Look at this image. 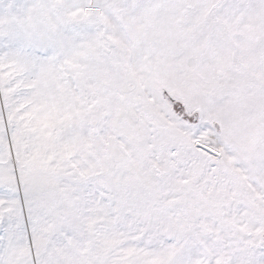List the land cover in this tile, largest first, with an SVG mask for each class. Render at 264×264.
<instances>
[{"label": "snow or ice", "instance_id": "6c2138e0", "mask_svg": "<svg viewBox=\"0 0 264 264\" xmlns=\"http://www.w3.org/2000/svg\"><path fill=\"white\" fill-rule=\"evenodd\" d=\"M0 264H264V0H0Z\"/></svg>", "mask_w": 264, "mask_h": 264}]
</instances>
